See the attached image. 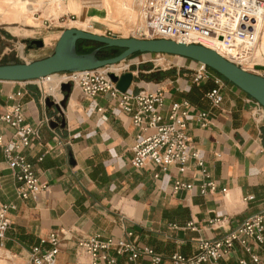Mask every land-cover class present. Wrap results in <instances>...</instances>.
<instances>
[{"label":"crops","instance_id":"crops-1","mask_svg":"<svg viewBox=\"0 0 264 264\" xmlns=\"http://www.w3.org/2000/svg\"><path fill=\"white\" fill-rule=\"evenodd\" d=\"M123 1L127 10L118 11L112 3L103 5L102 0H62V11L76 20L50 31L49 39H55L53 48L67 28L118 38L138 34L139 5L135 0ZM21 19L0 23L12 26ZM76 22L88 24L83 28ZM11 35L0 30V42L14 37ZM260 44L255 60L258 69L264 68L262 40ZM87 48L84 42L77 45L80 53H87ZM170 57L163 65L156 64L159 59L153 54H138L114 72H132L131 92L161 90L164 102L160 113L165 122L173 103H189L187 134L207 176L192 160L183 173L175 167L163 170L151 162L140 169L132 166L133 146L142 132L132 123L131 114L122 111L109 94L85 95L65 73L49 79L0 81V116L21 106L26 123L37 133L24 153L39 182L46 186L22 199L12 170L0 166V203L12 206L10 227L0 238V264H34L32 248H47L40 241L50 233L59 237L55 264H92L77 242L94 236L133 240L163 255L160 264H172L173 254L190 257L196 253L199 239L220 240L264 210V108L212 70L207 78L193 83L198 63ZM211 90L220 94L218 106L206 98ZM48 98L51 106L46 104ZM62 100L66 101L59 112L56 106ZM200 112L207 114L205 126L196 119ZM45 118L57 125L52 127ZM12 131L0 120L1 134L9 138ZM206 180L215 182V189L201 194ZM176 181L191 188L174 190ZM247 246L249 252L237 244L223 258L202 264H264L263 248L251 239ZM115 258L118 264H150L144 256L132 262L126 255Z\"/></svg>","mask_w":264,"mask_h":264},{"label":"built area","instance_id":"built-area-1","mask_svg":"<svg viewBox=\"0 0 264 264\" xmlns=\"http://www.w3.org/2000/svg\"><path fill=\"white\" fill-rule=\"evenodd\" d=\"M139 6L143 27H139L138 34L142 38L199 44L214 49L242 69L264 77V68L258 69L254 60V49L264 17V0H141ZM153 55L158 58L164 56ZM209 70L198 63V69L192 77L193 83L207 78ZM110 72L112 71L103 68L65 74L71 82L79 85L85 95L109 94L117 100L122 111L131 114L132 123L142 132L136 137L133 146L132 166L140 169L147 162H151L163 170L175 167L183 173L188 162L192 160L207 176L203 160L187 134L189 103H173L169 109L168 121L165 122L160 113L164 102V93L161 90L121 92L110 79ZM46 78L49 79L50 76ZM206 98L212 106L220 103L218 90L207 92ZM196 119L201 126L207 124L205 112H200ZM0 120L13 130L9 138L0 133V166L5 164L12 170L18 183V195L25 199L46 188L39 182L33 165L24 153L37 138V133L26 123L20 105L1 115ZM44 121L49 122L50 119L45 118ZM190 188V184L180 181H176L173 186L174 190ZM214 189L215 182L206 180L200 192L206 194ZM11 207L9 204L0 203V238L10 227ZM250 239L264 250V210L244 220L220 240L199 239L194 255L185 257L173 254L170 261L172 264L217 261L237 244L245 246L249 252L251 248L247 246V241ZM58 242L57 233H50L47 238L41 239L40 244H47L48 247H33L31 261L34 264H55L59 252ZM77 245L90 257L92 264H118L115 256L120 255H126L129 262L140 256L147 257L150 264H160L164 260V256L153 248L138 246L130 239L104 240L94 236L78 240ZM252 259L257 261L254 255Z\"/></svg>","mask_w":264,"mask_h":264},{"label":"water","instance_id":"water-1","mask_svg":"<svg viewBox=\"0 0 264 264\" xmlns=\"http://www.w3.org/2000/svg\"><path fill=\"white\" fill-rule=\"evenodd\" d=\"M79 41H91L99 44V46L88 53H79L77 51ZM29 43L30 46H43L42 40H31ZM103 48H119L122 51L116 56L100 59L97 54ZM136 53L164 54L187 58L203 64L248 94L264 108V77L229 62L214 49L199 44H186L162 38H118L98 35L77 28L64 29L53 48V52L47 57L27 63L0 64V81L22 82L42 79L60 73L103 69L117 65ZM109 77L116 83L117 89L121 92L127 91L133 80L132 72H125L120 75L110 72ZM63 88L69 89V85H64ZM65 101L62 100L56 106L59 112L60 107H64ZM52 103L50 98L46 100L47 106H51ZM49 124L52 127L57 125L53 121H50ZM61 126H64V121H61Z\"/></svg>","mask_w":264,"mask_h":264},{"label":"rangeland","instance_id":"rangeland-1","mask_svg":"<svg viewBox=\"0 0 264 264\" xmlns=\"http://www.w3.org/2000/svg\"><path fill=\"white\" fill-rule=\"evenodd\" d=\"M29 1H36L34 5L38 8L32 10L30 18H23L16 24L12 26L7 23H0V30H6L12 32L14 37H11L9 40H4L0 42V64H10V63H19V62H30L35 58H38L40 55L48 54L50 55L53 52V44L55 39H49L50 31H55L61 29L62 26H68L71 24L72 21L76 20L74 16L70 14H65L61 9V2L57 3L59 10L57 11V16H53L52 14H44V6L48 3L49 0H29ZM44 1V2H43ZM123 0H108V4H104L105 6H109L110 3L113 4L114 9L116 10H127V8L123 7L124 2ZM141 1V0H140ZM138 2V5L140 4ZM117 4V5H116ZM42 7V8H41ZM139 11H140V6ZM33 13V14H32ZM140 22H141V14ZM30 19V20H29ZM139 22V24H140ZM143 22V21H142ZM88 23H80L79 25L85 28ZM138 24V25H139ZM139 29V27L137 28ZM41 37L44 45L43 49L39 52L36 50V46L30 47L29 41L31 40H39L38 38ZM135 38H142L139 34H135ZM45 43L47 44L45 46ZM95 47V46H94ZM90 46H88L87 50H90ZM20 53V55H17ZM159 59L156 64H163L166 65V62L172 59V57L168 55L156 57ZM124 62L119 64L105 67V70H110L112 67H120ZM116 68V69H118ZM54 78V77H53Z\"/></svg>","mask_w":264,"mask_h":264},{"label":"bare ground","instance_id":"bare-ground-1","mask_svg":"<svg viewBox=\"0 0 264 264\" xmlns=\"http://www.w3.org/2000/svg\"><path fill=\"white\" fill-rule=\"evenodd\" d=\"M60 1H62V0H49L48 3L46 4V6L43 7L44 8V11H43L44 14H46V15L52 14L53 16H57V11L59 10L57 3H59ZM102 1H103V5L108 4V0H102ZM135 1H137V3H138L140 0H135ZM35 2L36 1H29V0H0V22H4L8 19L18 20L20 18H27V17L30 18L32 10H35L36 8H38L34 5ZM122 2H124V1H122ZM123 7H125V8L127 7L126 2H124ZM84 23H87V22H84ZM76 24H80V23L76 22ZM138 27H143L142 20H141L140 24L138 25ZM260 29L261 30H260V34H259V42L256 44V47L254 49V52H255L254 60L257 59L258 54L260 53V45H261L260 41L262 40L264 43V17H263ZM116 68H118V67L114 66V67L110 68V70L113 72L114 71L117 72L119 68L118 69H116ZM110 70H108V71H110Z\"/></svg>","mask_w":264,"mask_h":264},{"label":"trees","instance_id":"trees-1","mask_svg":"<svg viewBox=\"0 0 264 264\" xmlns=\"http://www.w3.org/2000/svg\"><path fill=\"white\" fill-rule=\"evenodd\" d=\"M81 42H84L87 46H90V47H91L90 50H89L88 52H90V51H92L94 48H96V47H94V46H95V43H94V42H91V41H79L78 43H81ZM77 51H78V50H77ZM121 51H122V49H119V48H103V49H101V50L98 52L97 56H98V58H100V59H105V58H109V57L116 56V55L119 54ZM88 52H87V53H88ZM79 53H80V52H79ZM138 54H140V53H136V54H134V55H132V56H135V55H138ZM2 64H5V63H2Z\"/></svg>","mask_w":264,"mask_h":264},{"label":"flooded vegetation","instance_id":"flooded-vegetation-1","mask_svg":"<svg viewBox=\"0 0 264 264\" xmlns=\"http://www.w3.org/2000/svg\"><path fill=\"white\" fill-rule=\"evenodd\" d=\"M33 46V45H32ZM32 46H30V47H32Z\"/></svg>","mask_w":264,"mask_h":264}]
</instances>
